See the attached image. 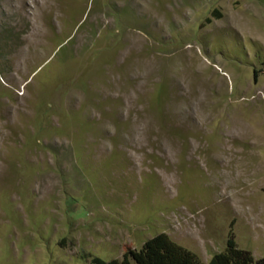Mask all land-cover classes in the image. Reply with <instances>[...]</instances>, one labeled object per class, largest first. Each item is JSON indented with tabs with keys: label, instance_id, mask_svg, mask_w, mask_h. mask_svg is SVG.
<instances>
[{
	"label": "rangeland",
	"instance_id": "374dc122",
	"mask_svg": "<svg viewBox=\"0 0 264 264\" xmlns=\"http://www.w3.org/2000/svg\"><path fill=\"white\" fill-rule=\"evenodd\" d=\"M162 232L264 256V0H0V264Z\"/></svg>",
	"mask_w": 264,
	"mask_h": 264
},
{
	"label": "trees",
	"instance_id": "16d2710c",
	"mask_svg": "<svg viewBox=\"0 0 264 264\" xmlns=\"http://www.w3.org/2000/svg\"><path fill=\"white\" fill-rule=\"evenodd\" d=\"M131 261L136 264H264V256L254 260L251 252L239 248L231 235L225 248L204 263L196 253L162 232L145 240L139 248L127 249L120 260L92 257L91 264H131Z\"/></svg>",
	"mask_w": 264,
	"mask_h": 264
}]
</instances>
